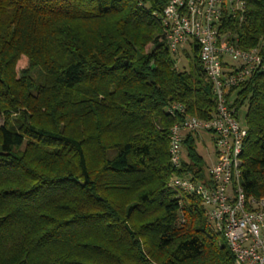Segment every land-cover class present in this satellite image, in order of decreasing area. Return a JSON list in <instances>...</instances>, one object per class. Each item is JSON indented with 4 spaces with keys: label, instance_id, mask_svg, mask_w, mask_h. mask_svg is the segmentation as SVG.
Here are the masks:
<instances>
[{
    "label": "trees",
    "instance_id": "trees-1",
    "mask_svg": "<svg viewBox=\"0 0 264 264\" xmlns=\"http://www.w3.org/2000/svg\"><path fill=\"white\" fill-rule=\"evenodd\" d=\"M166 3L0 0V264H234L200 199L167 185L205 180L192 135L172 167L168 106L204 120L216 103L196 48L177 70ZM223 30L264 57V0ZM227 98L245 111L241 187L264 197V70Z\"/></svg>",
    "mask_w": 264,
    "mask_h": 264
},
{
    "label": "built area",
    "instance_id": "built-area-1",
    "mask_svg": "<svg viewBox=\"0 0 264 264\" xmlns=\"http://www.w3.org/2000/svg\"><path fill=\"white\" fill-rule=\"evenodd\" d=\"M244 10L245 0H167L163 9L165 41L170 54L177 57L175 63L182 52L196 48L216 103L214 112L204 120L184 115L180 104L168 106L170 116L182 117L170 128L172 167L181 169L187 134H210L215 160L204 181L173 173L167 185L200 199L210 228L221 234L234 264H264V197H246L241 187V153L247 130L231 107L232 98H227L231 89L264 70V57L258 49H240L235 36L223 30L227 19L243 20Z\"/></svg>",
    "mask_w": 264,
    "mask_h": 264
},
{
    "label": "rangeland",
    "instance_id": "rangeland-1",
    "mask_svg": "<svg viewBox=\"0 0 264 264\" xmlns=\"http://www.w3.org/2000/svg\"><path fill=\"white\" fill-rule=\"evenodd\" d=\"M149 46H147L146 48H149ZM189 55L191 57V51H189ZM182 59V60H181ZM186 60L181 57L179 58V68L177 70H181L182 66H185ZM27 66V59L25 56L20 57V59L18 60L17 64H16V70L17 72L21 71L22 69H24ZM187 68V67H186ZM36 75V74H34ZM240 122H243V115H244V110L240 111ZM2 124V118H0V125ZM195 138V150L196 153L202 158L203 160V171H204V175H206L207 173V169L211 166V164L214 162L215 160V146L212 140V137L210 134L208 133H204L201 132L199 134V136H194ZM186 148L184 147V145H182V150H181V154H182V158L184 161L188 162L187 159V154H186ZM168 183V181H167Z\"/></svg>",
    "mask_w": 264,
    "mask_h": 264
}]
</instances>
